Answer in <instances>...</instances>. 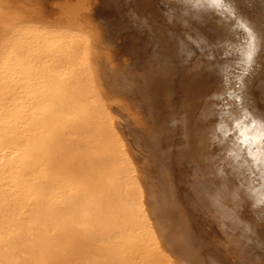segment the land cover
<instances>
[{
	"label": "bare ground",
	"instance_id": "bare-ground-1",
	"mask_svg": "<svg viewBox=\"0 0 264 264\" xmlns=\"http://www.w3.org/2000/svg\"><path fill=\"white\" fill-rule=\"evenodd\" d=\"M125 3L106 5L107 11L97 9L92 17L98 25L105 17L120 26L124 21L147 35V52H142L148 55L146 68L142 66L146 94L138 100L142 90L138 83L129 82L122 73L111 76L100 71L97 61L90 63L96 69L91 82L102 85L108 80L116 85L141 108L148 124L143 128L131 121L132 126L124 122L122 127L115 122L113 108L99 109L114 119L101 117L96 134L91 129L97 124L95 112L89 125L83 122L78 137L85 135L89 150L110 146L111 137L117 142L113 140L115 146L110 148L114 147L112 152L121 161L112 165L114 183L110 174L103 178L109 177L106 207L86 206L73 212V224H86L84 230L89 231V221L95 217L100 226H110L104 211L113 213L116 251H130L134 258L146 255L152 264H264V222H259L264 215L260 199L264 181L259 179L260 165L247 153L248 146L255 151L264 144L260 135L264 125V0H223V7L217 0H174L169 9L177 10L179 23L188 28L177 34L171 33L170 25L157 27L143 6L136 9V3L138 14L134 15L138 17L131 18L133 9ZM77 12H72L68 23H53L48 30L38 27L39 22L27 28L25 16L0 0V264L6 243L32 238L51 212L54 191L44 187L39 160L33 156L56 141L70 113L63 103L58 104L54 83L39 62L51 58L56 41L72 37L70 33L88 47L92 34L88 27H79ZM100 29L103 43L109 45L108 28L100 25ZM248 32L255 36L250 60ZM192 44L203 55L196 60L190 59ZM76 76L72 88L86 84L82 74ZM153 131L157 137L151 135ZM245 138L250 140L248 146L239 143ZM230 149L239 161L228 155ZM126 153L132 156L138 177L125 160ZM106 160L111 161V154ZM115 175L129 178L131 185L123 190L136 195V208L129 207L123 197L127 192L115 184Z\"/></svg>",
	"mask_w": 264,
	"mask_h": 264
},
{
	"label": "rangeland",
	"instance_id": "rangeland-1",
	"mask_svg": "<svg viewBox=\"0 0 264 264\" xmlns=\"http://www.w3.org/2000/svg\"><path fill=\"white\" fill-rule=\"evenodd\" d=\"M3 1L8 6H11V9L16 14L19 13V16H25L26 23L24 27L27 28H33V24L37 22H39L37 25L38 27L46 30H48L53 23L54 25H57V23H59L58 25H62L65 21L68 23L67 21L70 20V17L73 15L72 12L78 10L79 27H88L92 37L87 47L86 44H83L84 42H82V40H78V37L74 35V33H70L74 31V28L70 27L71 31L68 32L72 37L56 41L57 43L53 48L54 55L49 59L45 58L39 62L43 70L54 83L52 87L54 94L59 97L58 104L61 106L63 103L70 115L66 118L64 128L60 130L56 141L49 145L42 146L39 153H35L33 156L36 160L37 158L39 160L37 169L40 178L43 180L44 187L46 189L53 188L52 190L54 191V201L51 206V212L47 215L46 223L36 230L32 238L8 241L5 247L6 256L2 264H152L150 263L152 261L151 257L146 255H140V257L134 258V253L130 251H125V253H122L119 249L116 251L117 247L113 246L116 239L112 237L113 230L111 219L113 213L111 214L108 211H104L108 217L110 226H100V222L97 221L98 218L92 217L89 221L91 224V229L89 231L84 230L83 226L86 224L80 227L74 225L72 221L73 212L80 211L86 206L91 209L106 207L110 195L107 179L111 177L113 179L112 183H114V175L110 174L112 165L115 162L121 161L118 153L112 152L115 151L114 147L110 148L111 145L115 146L114 142H117V140L113 139V142L110 137V146L106 145L103 148H94V150L90 151L87 146L85 135L81 138L78 137L81 129L85 127L84 123L89 125L90 121L88 119L90 115L94 112L97 114V124L91 126L94 134L97 133L96 130L100 128L103 122L101 117L109 120L115 118V122L122 127L128 125L126 122L131 123V121L137 124L135 126L143 128H146V124H148L145 122L144 118L141 117L143 113L141 112V108L132 104L129 101L128 95L119 90L118 87H115L116 85H111L108 80H106V82L102 81L100 75L99 78L103 83L105 82V84L101 85L97 84V82L96 84L91 82V73L92 76L96 78V69L90 66V63L92 64V62L97 61L96 63L100 67L99 70L101 71L102 68L106 74H111V76L122 73L129 82L138 83L142 89L136 98L138 99L140 96H145V63L148 62V59H146L148 55L146 54L144 56V54L147 52L148 47L147 35L143 31L137 32L131 24V26H129V24L124 21L121 22L120 26L118 25L120 22L105 17V22L101 20L102 22L98 25V22L92 17V13H95L97 9V12H100L102 9L104 12L105 10L107 11L109 4L114 3L117 5L116 7H119L121 5L118 6V2L124 3L125 0ZM169 2H174V0H127V3L124 5H127L126 7H129L128 9L130 10L133 9V11H130L132 12L131 18H137L138 16L135 17L136 12L138 14L136 9H140L143 6L141 9L144 8V14H147L146 16L149 15L148 17L157 27L170 25L169 30L171 33L172 30H174V34H177L178 31L184 29L187 32V26L184 25L183 22H180L181 24L179 23L178 11L173 8L172 10L169 9L171 8ZM134 3H136L137 8L134 6ZM138 6L140 7L138 8ZM211 13L213 14V11ZM215 13L218 14L217 12H214V14ZM152 16H154V18ZM174 16L177 19H175V21L173 19L175 18ZM124 18L127 19L126 16H124ZM171 20L173 21L172 23L170 22L172 25L168 23ZM113 22L115 24H113ZM175 22L177 26L180 25L175 27ZM123 23H125V25ZM100 25L108 28L107 31L112 26L108 31L111 36V44L109 43L108 45L103 43L104 40L102 39ZM112 28L115 32L112 31ZM130 28L134 29L132 30ZM127 35L130 38H126ZM130 43H132V46ZM133 43L134 47L137 45L135 48L133 47ZM191 48V55L193 56L190 59L196 60L203 56H200V52H198V48H196L194 44H192ZM138 51L140 52L139 54H137ZM140 54L143 55L142 58H140ZM136 56L139 59L136 58ZM97 57L98 60H95ZM134 59H138L139 61H135L134 63ZM140 60H143L142 63H140ZM187 62L188 64L185 65L190 67L191 62ZM79 65H81L80 69L82 70L79 69ZM143 65L145 68L142 67ZM141 71L143 74H141ZM77 73L82 74L81 78L85 79L86 84H80L72 88L71 83L76 82L75 78L77 77ZM134 78L136 81H134ZM139 79H142L140 83ZM143 89L145 92H143ZM107 108H113L114 118L111 117L110 114L102 115V112L99 113V109L106 110ZM114 109H117V111H114ZM116 112H119L121 116L118 114L115 115ZM133 123H131V126ZM117 134L119 137L118 132ZM153 134L156 137L158 136L157 132L154 133L153 131L151 135ZM108 154H111V161L109 162L106 160ZM125 160L131 162L135 172L133 175L138 177V171L134 163H132V156L129 153H126ZM32 165L33 163H31V166ZM109 174L110 176L106 180H103V178ZM115 176V184L121 186L123 192H127V190L123 189L131 185L129 178L125 175L121 177ZM49 183L52 184V186ZM123 197L127 198V202L131 205L129 206L130 208L137 207V197L133 192H127ZM97 212L98 215L101 216V211ZM263 216L259 222H261V220L264 222ZM108 237L110 238L107 239ZM249 253L250 260L253 261L254 258L251 256L252 252L250 249Z\"/></svg>",
	"mask_w": 264,
	"mask_h": 264
},
{
	"label": "snow or ice",
	"instance_id": "snow-or-ice-1",
	"mask_svg": "<svg viewBox=\"0 0 264 264\" xmlns=\"http://www.w3.org/2000/svg\"><path fill=\"white\" fill-rule=\"evenodd\" d=\"M217 4H218V6L223 7V0H217ZM238 26L241 28L245 27V25L243 23H239ZM247 39H248V47H249L247 59L250 60L251 55H252V50L254 47L252 44V41L255 39V36L253 35V33L248 32V38ZM261 128H262V131H261L260 135L262 138H264V125H261ZM241 135H243V133H241ZM239 143L241 145L248 146L250 144V140L248 138H245L244 140H241ZM251 143L253 146L255 145V139L254 138L252 139ZM247 153L250 157H252L253 161L256 164L260 165V168L258 169V171L260 173L259 179L261 181H264V144H261L259 147H256L255 151H253L252 146H248L247 147ZM257 154H259V158H258ZM228 155L235 157V159L237 161H239V159H240V157L237 155V153L232 149L229 150ZM260 199H261V202L264 203V194L261 195Z\"/></svg>",
	"mask_w": 264,
	"mask_h": 264
}]
</instances>
